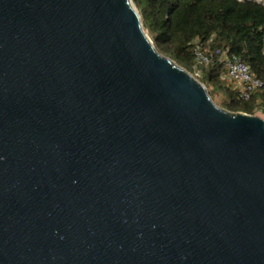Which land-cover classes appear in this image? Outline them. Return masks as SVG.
Segmentation results:
<instances>
[{"label": "water", "instance_id": "1", "mask_svg": "<svg viewBox=\"0 0 264 264\" xmlns=\"http://www.w3.org/2000/svg\"><path fill=\"white\" fill-rule=\"evenodd\" d=\"M0 264H264V118L131 0H0Z\"/></svg>", "mask_w": 264, "mask_h": 264}, {"label": "trees", "instance_id": "2", "mask_svg": "<svg viewBox=\"0 0 264 264\" xmlns=\"http://www.w3.org/2000/svg\"><path fill=\"white\" fill-rule=\"evenodd\" d=\"M155 48L192 71V42L227 49L247 64L263 86L247 100L220 78L222 66L215 62L201 67L198 78L222 94L221 106L229 111L264 115V0H131Z\"/></svg>", "mask_w": 264, "mask_h": 264}, {"label": "built area", "instance_id": "3", "mask_svg": "<svg viewBox=\"0 0 264 264\" xmlns=\"http://www.w3.org/2000/svg\"><path fill=\"white\" fill-rule=\"evenodd\" d=\"M211 41L212 36L205 43L198 39L192 42L194 63L190 73L199 78L201 67L217 62L222 66L220 78L231 85V88L236 92L237 98L241 100L249 99L253 91L263 86L262 81L253 75L249 66L236 54L220 47H211Z\"/></svg>", "mask_w": 264, "mask_h": 264}, {"label": "rangeland", "instance_id": "4", "mask_svg": "<svg viewBox=\"0 0 264 264\" xmlns=\"http://www.w3.org/2000/svg\"><path fill=\"white\" fill-rule=\"evenodd\" d=\"M136 8V7H135ZM137 9V8H136ZM207 88V87H206ZM207 91L208 93L210 94L211 98L213 99V101L218 104L219 106H221L220 102L221 100L223 99L222 98V94L220 93H217V92H214L212 91V88L211 87H208L207 88ZM222 107V106H221ZM254 114H257V115H260L262 118H264V115L259 111H255Z\"/></svg>", "mask_w": 264, "mask_h": 264}]
</instances>
